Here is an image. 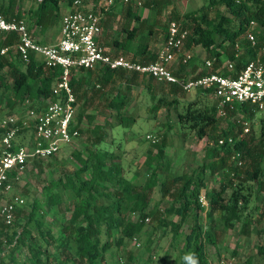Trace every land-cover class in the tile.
<instances>
[{
	"label": "trees",
	"instance_id": "16d2710c",
	"mask_svg": "<svg viewBox=\"0 0 264 264\" xmlns=\"http://www.w3.org/2000/svg\"><path fill=\"white\" fill-rule=\"evenodd\" d=\"M62 0H42L35 4L26 12V16L22 17L31 28L44 30L47 27L54 26L59 18L58 3ZM66 5H70L74 0H63ZM84 3L95 4L97 0H79ZM158 0H151L153 4H157ZM13 3V0H12ZM121 4L116 0V4ZM212 5H219L223 8L224 13L217 12L214 18H208L205 10ZM113 6L110 8L112 9ZM126 8H133L131 6ZM109 9V10H110ZM139 9V8H133ZM128 11V10H127ZM107 14V13H105ZM103 14V17L104 15ZM0 15L6 20L18 19L21 16L13 12L12 4L7 7L0 6ZM133 20L139 21V17L130 14ZM171 20L180 21L182 26L187 29L188 35L184 42V47L199 46L206 53V58L213 59V69L221 65L222 60L232 61L233 44L245 30L248 22L253 21L259 25H264V0H208L207 6L197 11L184 14L181 17L170 15ZM102 22V20H101ZM136 27H132L126 31L125 44L130 42L135 34ZM165 32V27L163 28ZM164 36V34H163ZM15 40L13 34L0 33V48L12 43ZM246 49V48H245ZM252 57V52L246 49V52L240 59L235 60V69H239L244 59ZM131 60L137 59L139 63L146 64L155 60V53H151L146 48V44L137 45ZM186 65H181L187 66ZM195 68L192 65L191 70ZM5 69L8 76V82L3 89L8 93L5 105L13 108L29 101L31 106L39 105L42 100L49 97L51 85L58 79L60 69L58 67L46 68L34 56H29L28 62L23 63L17 57L0 60V71ZM171 73L176 77H183L185 72L169 68ZM98 76L94 78V82L90 83L91 72L79 70L69 80V85L73 91L75 102L81 99L83 104L98 97H103L100 92L102 87L116 78L125 88H129L138 79L143 78V88L151 91L153 83L152 79L138 76L136 73H130L122 70H106L96 69ZM94 70V71H96ZM204 72H198L200 75ZM3 76L0 75V83ZM157 84V83H156ZM167 88V93L171 95V101L164 105L176 102L175 93L182 91L174 85H163ZM198 93L209 95V91L199 90ZM183 92V91H182ZM106 100V108L111 111L120 112L126 101L121 96H114ZM162 98H158L157 102H163ZM82 104V105H83ZM83 105V107H85ZM196 102L192 101L186 105L185 112L178 116L180 121L188 122V129L193 131V135L198 140L206 138L205 160L207 163L201 165L198 172L172 177L170 180H158L160 173V160L162 159L163 143L153 145L156 150L154 154L147 153L143 165L149 169V177L142 184L129 182L121 175L119 155L112 150L100 149L105 137L98 133L101 127L94 126L92 133L93 145L87 149L86 155L72 152L70 155L75 158L77 167L70 173L64 174L62 178L57 180L54 187H60L66 194L67 200L71 203V210L68 211L66 224H63L58 230L56 236L50 234H42L40 231L42 221L37 211L39 206L35 201L30 204L29 212L25 220L16 222V214L12 226L6 227L0 223V251L2 245L18 244L24 247L34 257L32 264L39 263V255L42 253L39 249L31 252L34 245V239L27 225L34 223V228L38 236L46 245H54L55 259L58 264H90L95 260H100L103 264V253L109 247L107 240L102 244L98 241L100 235L108 237L111 232H116L114 245L119 247L124 239H131L141 233L143 221L148 217L155 216L156 208L151 205V194L156 191L158 199L163 200L169 198L170 203L163 210V220H157L159 223L169 225L172 236H176L181 224L186 220L192 221L189 233L183 239L182 253H187V264H208L205 253V242L213 243L211 235L202 232L197 223V216L202 212V206L198 202V197L204 189L205 172L210 176L220 175L226 184L220 183L218 190H211L206 193L208 198V214L217 212L222 220L223 226L230 228L235 222L241 221V212L247 204V199L240 194L239 188L232 190L227 201H223L222 193L227 186H233L236 180L241 176V170L248 160L250 170H245L241 177L246 181L256 180L260 174V162L264 156V110L263 116L258 119V133L256 144L253 143L254 138L250 136V126L247 134L241 135L243 122H247L254 116L257 111L249 104H235L231 110L226 111L225 119L233 116L227 127L222 130L219 135L214 134L213 125L215 123L216 109L215 106L207 107L201 105L195 107ZM84 113V109L79 110L78 115L75 114V123L79 126L80 118ZM121 123L124 122L122 117H118ZM86 120L91 116L86 115ZM211 130L207 134V130ZM80 134V129H79ZM232 137L235 141L233 146L223 144L216 146V141L220 137ZM240 136V137H239ZM233 151L240 152L243 160L241 168H235L229 161V157ZM154 163V165L152 164ZM232 174V176H230ZM14 174L10 176L13 179ZM85 175L87 178L81 179ZM238 182L237 185H239ZM227 185V186H226ZM102 200L107 201L104 203ZM47 206L59 207L60 199L56 192H52L46 199ZM243 205V206H240ZM148 212H145V210ZM128 214H136V219L127 218ZM170 215L177 217L176 222H165ZM247 220L241 223L243 233L247 230ZM16 222V223H15ZM15 223V225H14ZM19 223V224H18ZM257 254L264 255V244L258 246ZM54 255V254H53ZM47 258V256L45 257ZM130 259V258H128ZM95 263V262H94ZM93 263V264H94ZM46 264V263H45ZM56 264V263H53Z\"/></svg>",
	"mask_w": 264,
	"mask_h": 264
},
{
	"label": "rangeland",
	"instance_id": "374dc122",
	"mask_svg": "<svg viewBox=\"0 0 264 264\" xmlns=\"http://www.w3.org/2000/svg\"><path fill=\"white\" fill-rule=\"evenodd\" d=\"M29 2L28 8L33 4L31 1ZM157 2L155 5L151 0H145L141 8L138 10L133 9V14L139 17V21L133 20L132 17H125L127 6L118 3L117 5L120 7L117 10V14L120 15L119 19L116 20L111 14H105L103 17L104 39H111L116 33L120 36L122 29L124 33L121 34V38H124L125 32L128 31L131 24L132 27L137 28L133 38L136 46L150 43L153 49L154 44H160L163 40V28L170 15L181 17L208 4V0H158ZM205 12L208 18L212 19L217 12L224 13V10L219 5H212ZM58 25L60 26L57 21L53 26V31L49 34L48 42L56 40L59 36ZM113 27H116V29H113ZM136 46L122 54L127 58H131ZM197 49L202 51L204 56H207L201 47ZM188 50L191 54L194 53L191 48ZM175 67L182 73L191 71L188 65L183 67L177 65ZM5 72V69L0 71V75L3 76L2 83H0V112L9 114L14 111L15 107L7 108L5 105L8 96V93L3 89L8 82V76ZM100 92L106 94L107 98L115 94L125 98L124 107L120 112L108 110L106 100H104L105 97H98V95L85 105L81 99L77 102L76 116L81 108L84 109L79 123V136L69 145L62 146L51 158L30 162L15 179L10 181L11 191L6 196L18 195L24 200L22 208L16 212V222L25 220L30 204L35 201L39 206L37 214L41 217L40 231L42 234L47 233L53 236L58 234V230L67 222L71 203L67 200L62 189L54 187V185L64 174L76 169L77 162L70 154L76 152L85 156L87 149L91 148L95 136L92 133L94 126L101 127L98 133L102 134L103 132L105 136L100 149L107 148L119 155L121 175L129 182L135 181L136 184L140 185L150 175L149 169L143 165V162L147 153L154 154L156 148L153 146L154 144L145 140L144 136L147 134L156 137L157 142L155 145L163 143L158 180H170L172 177L196 173L201 165L207 163L204 158L206 138L201 140L195 138L193 131L187 127L188 122L180 121L178 116L184 114L186 105L192 101L196 102L195 107L201 105L215 106L212 96L200 94L197 90L177 91L175 93L177 101L164 105L170 102L172 97L167 93V88L156 83H153L150 92L146 91L141 85L139 87L135 86V88H125L121 82L103 86ZM158 98H162L164 101L158 103ZM86 115L91 116L90 121L85 119ZM262 116L263 111L256 112L248 121L250 126L249 135L253 136V143L255 144L258 133V119ZM118 117H122L124 122L121 123ZM215 117L213 130L215 135H219L222 130L226 129L227 122H230L233 116H228L225 119V116L218 117L215 114ZM210 133L211 130L208 129L207 134ZM27 139L30 140L29 132H23L17 136L15 144H21ZM152 164L154 165V163ZM260 169L261 174L256 180L246 181L243 179L241 176L244 171L250 170L246 159L244 167L239 170L241 176L233 186L226 185L227 188L221 195L224 202L228 200L232 190L237 188H239L240 194L247 199V204L241 212V221L233 223L230 228L223 226L217 212L208 214V198L205 195L211 190L217 191L220 183L226 184V180H223L220 175L210 176L209 173L205 172L204 189L200 193L204 196L202 212L197 216V223L201 231L207 232L213 240L211 244L207 242L204 244L208 264H264V255H259L256 251L258 246L264 244V156L260 162ZM85 178L87 176H81V179ZM238 182H240L239 185H237ZM53 191L57 193L60 199L59 207L46 205V199ZM6 196L0 195V200H3ZM158 197L156 191L151 194V205L156 208L155 216L148 217L147 221H143L142 231L139 235L134 236V241L124 239L122 244L117 247L114 245L117 236L115 231L111 232L108 237L103 234L98 237L101 244L105 240L109 242V247L103 253V264H187L188 254L182 253V247L183 239L189 233L192 221L189 218L186 219L181 224L177 235L172 236L169 225L157 221L163 220V210L168 206L170 200L167 197L159 200ZM145 212H148V210L146 209ZM127 218L135 220L136 214H128ZM177 220V217L170 215L165 222H176ZM244 220H247L246 233H243L245 231L242 230L245 228L241 227ZM27 228L34 239L31 252H36V249L42 252L39 255V263L58 264V260L55 259V246L45 244L38 236L33 222L28 223ZM30 254L29 251L18 244L2 245L0 264H32L34 257ZM46 256L47 258H45ZM94 262V264H102L100 260Z\"/></svg>",
	"mask_w": 264,
	"mask_h": 264
},
{
	"label": "built area",
	"instance_id": "2783aa9c",
	"mask_svg": "<svg viewBox=\"0 0 264 264\" xmlns=\"http://www.w3.org/2000/svg\"><path fill=\"white\" fill-rule=\"evenodd\" d=\"M23 1L37 4L42 0ZM118 1L141 8L145 0ZM115 3L116 0H97L95 4L72 1L60 20L59 40L52 45L38 44L22 17L6 20L0 15V33L15 36L12 43L0 48V60L17 57L26 63L32 55L38 57L46 68L60 69L58 79L50 87L49 97L42 100V104L31 106L26 100L15 106L12 113L0 112V195L10 194L12 174L15 179L30 162L51 158L62 146L69 145L79 136L80 127L75 123L77 105L69 85L72 74L79 70H122L150 78L157 84L174 85L183 92L197 89L209 91L218 117H224L235 104L245 103L257 111L264 110V25L248 22L233 44L232 61L225 60L213 69L214 60L204 58L194 75L179 78L171 73L170 66L186 65L192 58L190 51L184 48L188 32L180 21L166 20L162 43L155 52V60L150 63L141 64L137 59L111 54L96 42L103 14ZM245 48L251 50L252 57L244 59L236 70L235 60L241 58L246 52ZM198 72L204 73L197 75ZM241 127L240 136L247 134L249 124L243 122ZM23 132H29L30 140L15 144V139ZM144 138L151 144L157 142L151 134ZM234 141L230 136L220 137L216 146H233ZM229 161L235 168L243 165L238 151L231 153ZM203 199V195L198 197L201 206ZM23 203V198L18 195H9L0 200V223L6 227L12 226L14 215ZM131 239L135 240L134 237Z\"/></svg>",
	"mask_w": 264,
	"mask_h": 264
},
{
	"label": "crops",
	"instance_id": "0c3cea01",
	"mask_svg": "<svg viewBox=\"0 0 264 264\" xmlns=\"http://www.w3.org/2000/svg\"><path fill=\"white\" fill-rule=\"evenodd\" d=\"M29 1H23V0H13V3H12V0H0V3H1V6L2 7H7L8 4H12V8H13V12L17 14H19L21 17H25L27 14L26 12L28 11V3ZM58 8H59V18H58V22L60 24V20L62 18V16L67 12V5L64 1H61L58 3ZM119 5H115L113 6L112 9H110L106 15H110L114 18L119 19V14H117V10L119 9ZM128 10V11H127ZM130 14H133V8H126V11H125V17L127 18H130L131 15ZM115 15V16H114ZM103 19H102V22L100 23V33L99 35L97 36L96 38V42L101 45L102 47L106 48L111 54H114V55H123L122 53H126L128 52V50H131L133 48V46H136V44L134 43V39H132L130 42L126 43L125 44V36H126V32H125V36L124 38H121V34L124 33V30L122 29V33H120V36L117 35V33L115 34V36L111 39H104L103 37V34H104V31H103ZM59 26V25H58ZM53 26L51 27H47L45 28L44 30H39L38 28H30V32H31V35L33 37V39L40 45H52V44H55L58 42L59 40V37L60 35L57 37L56 40L52 41V42H48V37H49V34L50 32L53 31ZM60 28V26H59ZM132 28V25L130 24V27L128 30H130ZM113 29H116V27ZM162 43V41H161ZM160 44H154L153 45V49L151 48V45L150 43H146V48L147 50H149L151 52V50H153V52L151 53H155L157 51V49L160 47ZM199 46H195V47H191V50L194 51L192 55V58L190 60V62L188 63V66H190V69L192 67V65H195V68L192 69L191 71H188L187 73L184 74L187 75V74H191V75H194L197 71V69L200 68L201 66V62H202V59L206 58V56H204L202 54V51H198V48ZM136 48V47H135ZM37 60H39L37 57H36ZM175 66L177 65H171L170 68H172L173 70H175ZM178 66H181V65H178ZM77 75V73H73V76L74 75ZM98 76V71H93L91 72V78H90V83H93L94 82V78H96ZM143 78H140L133 84V85H130V88H135L136 87H139L140 85L143 86L144 82L141 81ZM113 83H119V81L116 80V78H113V80L106 84L105 86L107 85H110V84H113ZM110 88H112L110 86ZM114 96H117V94L115 95H111L109 96V98L106 97V94L103 93V97H105V99H110ZM77 105V104H76ZM8 108V107H7ZM14 108V107H13ZM78 109V105L76 107V111Z\"/></svg>",
	"mask_w": 264,
	"mask_h": 264
}]
</instances>
